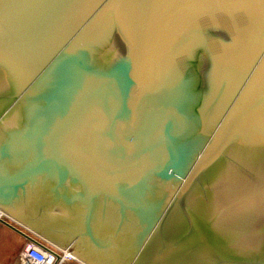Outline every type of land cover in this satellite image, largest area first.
Returning a JSON list of instances; mask_svg holds the SVG:
<instances>
[{
	"label": "water",
	"instance_id": "water-1",
	"mask_svg": "<svg viewBox=\"0 0 264 264\" xmlns=\"http://www.w3.org/2000/svg\"><path fill=\"white\" fill-rule=\"evenodd\" d=\"M0 214L85 264H264V0H0Z\"/></svg>",
	"mask_w": 264,
	"mask_h": 264
},
{
	"label": "built area",
	"instance_id": "built-area-1",
	"mask_svg": "<svg viewBox=\"0 0 264 264\" xmlns=\"http://www.w3.org/2000/svg\"><path fill=\"white\" fill-rule=\"evenodd\" d=\"M40 241L46 247L31 240L25 242L20 253L19 264H75V262H80L74 254L69 252L68 247Z\"/></svg>",
	"mask_w": 264,
	"mask_h": 264
},
{
	"label": "crops",
	"instance_id": "crops-1",
	"mask_svg": "<svg viewBox=\"0 0 264 264\" xmlns=\"http://www.w3.org/2000/svg\"><path fill=\"white\" fill-rule=\"evenodd\" d=\"M0 216L9 220V218L7 216H5L4 214H0ZM10 221L15 223L18 227H20L19 223L14 222L12 220H10ZM0 223H2V222H0ZM2 224H4V223H2ZM4 225L7 226L6 224H4ZM2 234L3 233L0 232V264H19L20 263V252H19V256H17L16 260L14 261L15 254L17 252L16 249H17L19 242L15 241V244H13L14 242H12V243L8 242V241H6V239L4 238V236Z\"/></svg>",
	"mask_w": 264,
	"mask_h": 264
},
{
	"label": "rangeland",
	"instance_id": "rangeland-1",
	"mask_svg": "<svg viewBox=\"0 0 264 264\" xmlns=\"http://www.w3.org/2000/svg\"><path fill=\"white\" fill-rule=\"evenodd\" d=\"M20 228L22 230H24L25 232H27L30 235H35L33 234V232L29 231L28 229L24 228L22 225H20ZM0 232H2L4 238L6 239V241L8 242H14L13 244H15V241L19 242L17 249H16V254L14 257V261L16 260L17 256H19V252L21 253L23 246L25 244V242L28 240L24 235H22L21 233L19 234L17 231H15L14 229L5 226L4 224L0 223ZM38 237V236H37ZM40 238V237H39ZM75 264H83L81 262H75Z\"/></svg>",
	"mask_w": 264,
	"mask_h": 264
},
{
	"label": "bare ground",
	"instance_id": "bare-ground-1",
	"mask_svg": "<svg viewBox=\"0 0 264 264\" xmlns=\"http://www.w3.org/2000/svg\"><path fill=\"white\" fill-rule=\"evenodd\" d=\"M78 259L80 260V262H82L83 264H85V261L84 260L80 259L79 257H78Z\"/></svg>",
	"mask_w": 264,
	"mask_h": 264
}]
</instances>
